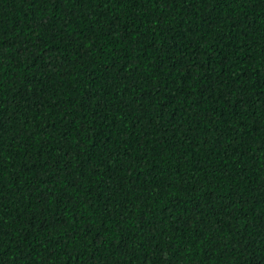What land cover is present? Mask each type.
Instances as JSON below:
<instances>
[{
	"label": "trees",
	"instance_id": "obj_1",
	"mask_svg": "<svg viewBox=\"0 0 264 264\" xmlns=\"http://www.w3.org/2000/svg\"><path fill=\"white\" fill-rule=\"evenodd\" d=\"M0 264H264V0H0Z\"/></svg>",
	"mask_w": 264,
	"mask_h": 264
}]
</instances>
